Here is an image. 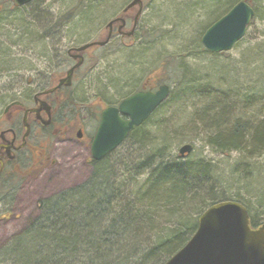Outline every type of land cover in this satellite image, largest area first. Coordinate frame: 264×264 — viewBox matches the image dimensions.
<instances>
[{"label":"trees","instance_id":"1","mask_svg":"<svg viewBox=\"0 0 264 264\" xmlns=\"http://www.w3.org/2000/svg\"><path fill=\"white\" fill-rule=\"evenodd\" d=\"M11 1L13 7L9 8L13 11L25 6ZM199 1L200 9L193 12L201 10L209 17L212 8H223L230 0ZM88 5L93 8L77 28L90 27L114 6L109 0H79L75 13ZM185 10L189 15L191 8ZM6 15L0 17L7 19ZM15 19L7 20L12 23ZM259 55L248 61L253 64L262 60ZM12 57L0 56V69L16 64ZM220 71L226 77L223 85L232 83L226 75L229 70ZM112 88L118 91L119 87L113 84ZM197 92L207 103L190 115L183 127L175 131L174 119L170 118L153 124V133L146 131L143 123L128 134L119 146L125 142L135 145L140 152L135 161L133 157L130 161L124 159L120 170L112 168L109 157L118 146L100 160L90 162L91 171L79 186L41 201L37 217L0 248L1 264H162L190 239L200 214L211 204L226 200L246 207L251 227L262 224V166L243 163L224 174L204 158L193 159L190 153L170 156L175 137H182L176 132H190L197 123L206 134L208 146L225 153L239 152L256 163L264 157V114L240 117L234 99L223 91L214 93L209 84H185L178 96L181 99ZM263 94L260 92V103H264ZM167 99L152 115L167 104Z\"/></svg>","mask_w":264,"mask_h":264},{"label":"rangeland","instance_id":"2","mask_svg":"<svg viewBox=\"0 0 264 264\" xmlns=\"http://www.w3.org/2000/svg\"><path fill=\"white\" fill-rule=\"evenodd\" d=\"M199 2L146 0V7L140 19V32L134 39L127 40L126 44H120L115 39L108 47L95 46L87 49L85 55L93 58L88 57L89 60L82 66L73 92L69 95V100L84 104L82 112L79 113L86 117L87 106L99 99L103 105L119 101L137 90L144 79L149 78V86L157 87L166 83L171 87L167 104L143 124V128L152 133L156 131L153 124H161L170 118L174 119L175 131L178 130L190 121V115L206 105L207 102L199 98V92L189 93L187 97L180 99L178 92L185 84H209L214 93L226 92L229 99H234L233 103L236 102L238 109L235 111L240 117L256 118L264 114V103L258 101L260 92H264V0L250 1L255 15L244 36L232 49L219 53L207 51L201 43V35L209 25L225 14L235 0L225 3L224 9L212 8L213 13L209 17L207 12L201 10L193 12L194 9H200ZM77 4L78 0H34L13 11L9 8L13 7L11 0H0V15L5 13L7 19L16 18L14 22L8 23L7 19L0 17V56H18L16 63L19 66L23 63L29 64L26 61L27 56H53L51 45L56 43L49 42V24L57 20L63 7L71 16ZM185 7L191 8L189 15ZM92 8L89 5L84 7L72 20L82 21ZM95 12L96 10L92 13ZM190 15L194 20L185 19ZM194 26H198V29L193 28ZM62 31L60 43L64 42L63 47L67 49L70 46H83L91 39L99 38L101 30L92 26L85 29L70 25ZM17 43L19 46L15 45ZM64 53L63 50L62 56ZM259 53L262 60L251 64L248 60L258 57L256 55ZM23 57H26V60ZM220 68L229 70L226 75L232 79V83L223 85L226 77L221 74ZM186 74L188 77H185ZM113 84L119 87L118 91L112 88ZM89 123L87 126L84 121L87 129L81 138L76 137L75 128L74 131L70 128L67 129V140L71 141L55 144L53 139L46 140L53 155L49 161L51 164L32 171L29 177L17 180L9 176L6 183L0 182V200H7L9 193L14 194L16 199V203L8 209L9 215L0 222V248L26 229L37 217L41 201L65 189L79 186L86 180L91 171L87 166L90 142L88 135L91 133L90 127L96 126L95 121ZM183 130L181 133L176 132L177 136L181 134L182 137H175L172 143V158L178 156L177 149L181 144L191 143L193 151L190 156L193 159L204 158L224 174L243 163L250 166L257 164L256 166H262L264 170V157L256 163L254 159H245L239 152L225 153L208 146L206 134L197 123L192 131ZM138 151L135 145L131 146V143L125 142L109 157L108 164L118 171L122 168L119 166L124 163V159L130 161L133 157L135 161L140 156ZM53 163H56V166L52 167ZM22 164L25 166L23 169L31 167L27 156Z\"/></svg>","mask_w":264,"mask_h":264},{"label":"flooded vegetation","instance_id":"3","mask_svg":"<svg viewBox=\"0 0 264 264\" xmlns=\"http://www.w3.org/2000/svg\"><path fill=\"white\" fill-rule=\"evenodd\" d=\"M85 1L90 2L91 0ZM133 1L109 0L114 4L113 9L91 25L92 28L101 30L99 38L91 39L86 44H93L82 51L78 50L80 46H70L66 49L63 47L64 42L60 43L63 29L69 28L70 25L74 28L81 25V20H72L79 13L74 15L77 6H74L75 12L72 11L71 16L63 7L57 20L51 21L48 27L49 42L56 43L51 45L53 56H27L28 60L26 57L23 58L29 64L24 65L23 63L19 66L16 63L9 68L0 69V182L6 183L10 177L17 180L29 177L32 171L51 164L52 162L49 161L53 155L49 151L46 140L53 139L55 144L71 141L67 140L69 138L67 129L70 128L73 131L74 128L76 129L75 135L80 131L82 137L87 126L90 125L89 122L95 121L96 126L90 127L91 133L88 135L91 142L100 120V114L105 107L117 106L122 99L135 92L157 89L158 86H149L150 79L146 78L137 90L130 92L117 102L103 105L99 99L91 106H87L86 117L83 113H79L82 112L84 104L69 100L82 66L89 60L88 57L93 58V56L85 55L87 49L95 46L108 47L115 39L120 44H126L127 40L134 39L135 35L140 32V19L146 7V0H136V3L130 6ZM240 1L242 0H237L234 4ZM247 2L251 5L250 0ZM68 16L70 17L67 20ZM103 41H105L104 44L97 43ZM63 50L65 51L64 56L61 54ZM17 57H12L15 62L18 60ZM70 71L69 82L62 83ZM84 121L87 122V126ZM90 142L87 158L89 168L92 161ZM26 156L31 161V167L23 169L25 166L22 163L25 162ZM54 166L56 163L52 164V167ZM15 203L16 199L11 193L7 200H0V222L9 215L8 209Z\"/></svg>","mask_w":264,"mask_h":264},{"label":"water","instance_id":"4","mask_svg":"<svg viewBox=\"0 0 264 264\" xmlns=\"http://www.w3.org/2000/svg\"><path fill=\"white\" fill-rule=\"evenodd\" d=\"M14 1L24 5L32 0ZM253 16L254 9L246 0L236 3L204 31L202 45L213 53L230 50L244 36ZM97 43L101 45L105 41ZM71 71L62 83L69 82ZM169 92V85L162 84L156 91H138L124 98L118 106L104 108L90 144L91 158L100 160L119 146L165 101ZM77 137H81L80 131ZM192 149V144L184 143L179 146L178 154L183 157ZM162 264H264V222L251 228L246 207L237 201L211 204L200 214L197 228L186 244Z\"/></svg>","mask_w":264,"mask_h":264},{"label":"bare ground","instance_id":"5","mask_svg":"<svg viewBox=\"0 0 264 264\" xmlns=\"http://www.w3.org/2000/svg\"><path fill=\"white\" fill-rule=\"evenodd\" d=\"M202 37V36H201Z\"/></svg>","mask_w":264,"mask_h":264}]
</instances>
